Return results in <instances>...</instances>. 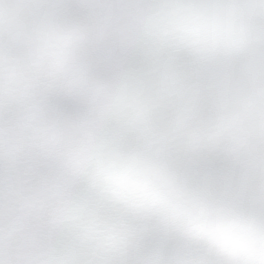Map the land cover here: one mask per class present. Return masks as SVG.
I'll use <instances>...</instances> for the list:
<instances>
[{
	"label": "snow or ice",
	"instance_id": "obj_1",
	"mask_svg": "<svg viewBox=\"0 0 264 264\" xmlns=\"http://www.w3.org/2000/svg\"><path fill=\"white\" fill-rule=\"evenodd\" d=\"M0 264H264V0H0Z\"/></svg>",
	"mask_w": 264,
	"mask_h": 264
}]
</instances>
